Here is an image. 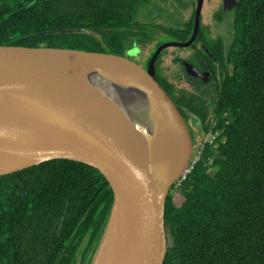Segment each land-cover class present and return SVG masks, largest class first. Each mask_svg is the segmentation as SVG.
I'll list each match as a JSON object with an SVG mask.
<instances>
[{
  "label": "trees",
  "instance_id": "trees-1",
  "mask_svg": "<svg viewBox=\"0 0 264 264\" xmlns=\"http://www.w3.org/2000/svg\"><path fill=\"white\" fill-rule=\"evenodd\" d=\"M148 1L0 0V44L122 55L124 39L148 36L138 21ZM233 22L214 125L200 110L201 134L217 135L168 191L162 264H264V0H239ZM111 201L100 172L74 160L0 175V264H76L77 254L90 264L86 251L98 245Z\"/></svg>",
  "mask_w": 264,
  "mask_h": 264
},
{
  "label": "water",
  "instance_id": "water-1",
  "mask_svg": "<svg viewBox=\"0 0 264 264\" xmlns=\"http://www.w3.org/2000/svg\"><path fill=\"white\" fill-rule=\"evenodd\" d=\"M201 2L190 38L159 45L146 68L109 52L0 44V175L54 158L97 169L112 201L90 264L163 263L165 199L199 143L153 60L163 47L193 40Z\"/></svg>",
  "mask_w": 264,
  "mask_h": 264
},
{
  "label": "flooded vegetation",
  "instance_id": "flooded-vegetation-1",
  "mask_svg": "<svg viewBox=\"0 0 264 264\" xmlns=\"http://www.w3.org/2000/svg\"><path fill=\"white\" fill-rule=\"evenodd\" d=\"M187 2L191 12L188 18H185L182 11L189 5L184 3V0H149L138 14V21L149 25L148 36L133 35L124 39L122 55L146 68L159 45L172 40L180 42L188 40L193 31L196 0H187ZM213 2L215 6L212 16L209 19L201 16L203 5L204 7L206 3L212 5ZM229 2L234 3L233 7L225 10L224 0H202L197 31L193 40L186 46H165L153 60L154 76L159 83H161L159 78H164L170 84L171 90L168 93L179 108L193 142L202 135L199 128L200 110L205 111L208 106L206 100L213 101V97L214 104L221 72L232 68L228 60L235 33L233 14L239 6V0H229ZM231 4L227 7H230ZM163 7L174 8L172 11L175 15L174 19L172 14L163 10ZM168 10L170 9L168 8ZM190 18H192L191 24L188 22ZM167 50L169 51L163 55V52ZM160 69L173 70V77L177 78L175 85H172L166 77L159 73ZM175 86L182 90L179 96L173 92ZM184 91L188 92L184 93ZM195 100L200 101L201 104H195ZM213 112L212 105L207 111V118L210 117V122L214 119L212 118ZM194 132L196 133L195 137ZM95 241L94 239L90 241L86 258L90 255L93 256L92 250L96 246ZM83 245L85 246V244ZM75 260L76 264L81 261L80 254Z\"/></svg>",
  "mask_w": 264,
  "mask_h": 264
},
{
  "label": "rangeland",
  "instance_id": "rangeland-1",
  "mask_svg": "<svg viewBox=\"0 0 264 264\" xmlns=\"http://www.w3.org/2000/svg\"><path fill=\"white\" fill-rule=\"evenodd\" d=\"M184 3H188L187 2V0H184ZM188 5H189V3H188ZM214 6H215V3L213 2L212 3V5L211 4H208V3H206V5H205V7H204V5H203V9H202V12H201V16H204V18H206V19H209L210 18V16H212V11H213V9H214ZM168 8L170 9V10H168ZM163 10H165V12L167 11V13H170V14H172L173 15V19H174V17H175V15L172 13V11H174V8H172V7H163ZM182 11V10H181ZM190 12H191V9H190V5L189 6H187V8H185L183 11H182V15L185 17V18H188V16H189V14H190ZM170 21H172V20H170ZM169 50H167V51H164L163 52V55H165L167 52H168ZM159 73L161 74V75H163L164 77H166V79L173 85H175V82H177V78L176 77H173V70H162V69H160L159 70ZM193 91V90H192ZM173 92H174V94L176 95V96H179V94H180V92H182V90H179L178 88H176V86H175V88L173 87ZM188 91H184V93H187ZM193 93H194V91H193ZM206 100V99H205ZM213 101H214V97H213ZM213 101L211 100V99H209V100H206V104L209 106H207V108H206V110L208 111L209 110V108L212 106V105H214L213 104ZM195 102V104H201L200 103V101H198V100H195L194 101ZM215 103V102H214ZM210 120V117H208V119H207V121H209ZM213 121H215V118L212 120V122ZM195 132H194V137H195ZM204 135V136H203ZM203 135H200L199 137H197L195 140H194V142L195 143H199V139L198 138H202V141L203 140H207V139H211V137L209 136V133H206V134H203ZM200 146V145H199ZM198 146V147H199ZM196 151H197V149H196ZM194 156H196V154H194ZM198 156H199V154H198ZM207 162V161H206ZM84 244V243H83ZM82 244V245H83ZM99 244V243H98ZM97 247H98V245L96 246V249H97ZM96 249H95V251H96ZM95 251H94V253H95ZM94 253H93V256H94ZM78 256H79V254H77L76 255V258H78ZM93 256H92V258H93ZM92 258H91V260H92Z\"/></svg>",
  "mask_w": 264,
  "mask_h": 264
},
{
  "label": "built area",
  "instance_id": "built-area-1",
  "mask_svg": "<svg viewBox=\"0 0 264 264\" xmlns=\"http://www.w3.org/2000/svg\"><path fill=\"white\" fill-rule=\"evenodd\" d=\"M214 122H212V125H214ZM209 136L211 137V139H207V140H201L198 144L199 147H197V151L195 152L196 156H192L191 159L189 160V164L187 165L186 169L183 171L181 177H179L173 184L174 186H178L181 182V180L185 177L186 173H188L190 171V169L192 168V166L194 165V163L197 161L198 158V154H200L201 150L203 149V145L206 141L211 142L213 140V138L217 135V132H212L211 130H209ZM172 184V185H173Z\"/></svg>",
  "mask_w": 264,
  "mask_h": 264
},
{
  "label": "bare ground",
  "instance_id": "bare-ground-1",
  "mask_svg": "<svg viewBox=\"0 0 264 264\" xmlns=\"http://www.w3.org/2000/svg\"><path fill=\"white\" fill-rule=\"evenodd\" d=\"M103 91H104V93L110 98V99H112V100H115V101H117V98H116V96H115V91H113V90H109V89H103ZM118 102V101H117ZM118 104V106L121 108V110H124V108L122 107V105L120 104V103H117ZM188 164H189V162H188ZM187 164V165H188ZM187 167V166H186ZM183 173V172H182ZM182 173H181V175H182ZM181 175L179 176V177H181Z\"/></svg>",
  "mask_w": 264,
  "mask_h": 264
}]
</instances>
